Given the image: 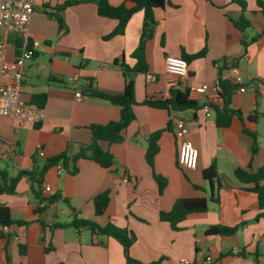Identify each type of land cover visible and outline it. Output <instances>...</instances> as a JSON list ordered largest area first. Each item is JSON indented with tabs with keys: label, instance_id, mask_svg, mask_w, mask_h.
Listing matches in <instances>:
<instances>
[{
	"label": "crops",
	"instance_id": "obj_1",
	"mask_svg": "<svg viewBox=\"0 0 264 264\" xmlns=\"http://www.w3.org/2000/svg\"><path fill=\"white\" fill-rule=\"evenodd\" d=\"M68 1L73 0H36L29 31L42 46L25 64L21 95L30 102L32 95L46 93V116L33 124L0 114V170L10 177L19 171L38 172L49 158L65 151L74 155L81 145L91 142L90 125L120 117V108L109 101L88 95L78 99L75 94L89 82L110 93L124 90L122 62L130 66L136 62L132 53L139 45L143 12L131 17L123 34L109 38L118 21L100 16L97 0H79L68 6L63 12L67 26L63 30L46 14ZM108 1L113 6L125 2ZM243 1L245 10L237 0H167L164 8L156 10L158 23L145 48L148 70L131 75L136 119L124 130L122 142H101L113 153L115 165L108 170L91 159L79 158L76 174L59 163L45 171L40 185L24 175L14 193L0 192V205L10 208L13 220L7 229L0 224V264H127L118 240L98 230L69 225L75 216L99 226L111 221L132 229L136 240L129 254L144 264L160 259V264H181L184 257L191 264H264V209L259 208L257 194L234 175L238 167L255 170L264 165V90L254 81L264 83V12L257 0ZM242 15L250 20L243 30L235 24ZM0 38L6 43L9 61L15 60L27 42L15 32L2 31ZM200 52L188 63L187 79L176 80L165 72L166 56ZM231 61L241 68L247 90L232 93L229 107L241 114H233L229 126H218L215 110L207 115L203 110L206 97L194 91L191 97L200 104L198 110L169 113L143 104L145 99L167 97L171 86L184 89L213 84L218 75L216 63ZM177 120L186 123L198 149L196 169H182L177 163ZM168 122L172 128L162 132L154 160L155 172L168 180L159 194L146 149L151 133ZM247 131L257 134L256 154ZM214 162L216 177L206 179L204 170ZM59 166L64 168L61 173ZM45 183L51 185L48 192ZM106 190L110 202L106 212L97 216L93 198ZM55 194L59 198L50 201ZM212 195L218 201L210 200L207 211L189 215L178 229L160 219V212L171 210L178 198ZM240 223L244 224L233 235L206 232L213 225ZM209 256L210 263L206 261Z\"/></svg>",
	"mask_w": 264,
	"mask_h": 264
},
{
	"label": "trees",
	"instance_id": "obj_2",
	"mask_svg": "<svg viewBox=\"0 0 264 264\" xmlns=\"http://www.w3.org/2000/svg\"><path fill=\"white\" fill-rule=\"evenodd\" d=\"M127 1L133 2L134 5L132 7H127L125 4ZM237 1L241 4L243 10H245L244 1ZM80 2L82 1H68L56 7V12L46 11V14L50 18H55L62 30L66 29L67 26L63 19L64 10L68 6ZM125 2L121 5L113 6L108 0L96 1L97 12L100 16L116 19L118 21L115 30L110 35H108L109 38L115 35L123 34L131 17L137 12H143L144 20L139 45L132 53V57L135 58L136 62L133 66L122 62V66L124 67V71L126 73L124 90L121 93H110L95 88L93 84L89 82L82 91V93L85 95L101 98L109 101L115 106H118L120 108L119 119L110 121L106 124L90 125L89 129L92 136L90 143L81 145L80 150L74 155H70L68 151H65L49 158L42 169L38 172L19 171L16 176L10 177L6 172L0 170V192L14 193L18 180L24 175H29L35 183L40 185L42 183L45 171L54 165H58L59 163H62V165L68 170L70 174H76L78 172L76 161L79 158L91 159L108 170H111L115 165V157L113 153L107 149H104L101 145V142H122L124 139V130L130 125L132 121L136 119V114L134 112V106L137 104L135 80L131 75L139 72H147L148 63L145 55L146 42L152 38L154 28L158 23L156 18V10L159 8H164L167 4V0H125ZM257 3L262 12H264V0H257ZM235 24L239 29L243 30L250 26V20L245 17V15H242L238 20L235 21ZM202 54L203 52L193 55L182 54V58H184L189 63L192 59ZM116 62H118V60H116ZM57 82L62 84L65 83L62 80H57ZM236 88L237 84L229 82L225 83L222 102L220 104L212 105V108L216 112V123L220 127L229 126L232 123L233 114H241L240 111H234L229 107L231 95L233 92H235ZM46 102V93L34 94L30 100L31 104L40 108H43ZM143 104L149 107L166 109L169 113L188 109L198 110L201 107L198 101L191 97V90L189 88L180 89L176 86H171L169 88L167 97L160 99H145ZM171 128V122H168L166 127L151 133L146 149V160L153 169V177L158 184L159 194L163 193L168 180L166 177L155 172L154 160L160 149L158 141L162 132L165 130H170ZM247 132L253 137L252 152L253 154H256L259 150L257 134L255 132ZM181 168L185 169L183 167ZM216 172L217 165L214 162L209 168L204 170V177L206 179L212 180L216 177ZM234 175L241 183L247 185L248 190L257 194L259 208L264 209V165L255 170H253L251 167H238L235 169ZM58 198L59 195L55 194L51 196L49 200L55 201ZM210 200L218 201V198H215L214 195L210 196V198L206 196L178 198L171 210L160 212V219L162 221L169 222L173 229H178L179 224L187 219L189 215L207 211ZM93 202L96 215H103L106 212L110 202V191L106 190L98 193L93 198ZM262 214L264 215V213ZM12 222L13 220L10 208L6 205H0V224L2 226H9ZM243 224L244 223H240L236 226L213 225L210 226L206 232L208 234L233 235ZM69 225L76 228L87 227L91 230H98L107 236L115 238L124 247L127 264H144L135 260L129 254V249L136 240L135 232L129 227H119L111 221L107 222V224L104 226H99L93 220L78 218L77 216L73 218ZM160 262L161 259L160 261H155L148 264H160Z\"/></svg>",
	"mask_w": 264,
	"mask_h": 264
},
{
	"label": "built area",
	"instance_id": "obj_3",
	"mask_svg": "<svg viewBox=\"0 0 264 264\" xmlns=\"http://www.w3.org/2000/svg\"><path fill=\"white\" fill-rule=\"evenodd\" d=\"M36 0H0V33L15 32L20 33L26 38V44L22 47L19 55L13 61L5 57L6 43L0 38V114L19 120L21 123H41L45 119L43 108L31 104L21 95L22 82L25 76V64L33 59L42 42L30 37L29 26L35 12ZM264 39V37H263ZM218 75L213 84L202 83L198 86H188L191 91L204 95L207 102L203 105V110L207 115L212 111L213 104H220L223 100L224 84H237L235 91L245 92V76L241 68L233 61L224 64L216 63ZM165 72L176 80H185L189 75L188 62L180 57L168 55L165 58ZM78 78H75V81ZM256 81L259 90H264V83ZM76 97L81 99L86 95L81 91H76ZM176 135L180 139L178 150V163L181 167L192 170L198 167L199 152L189 138V130L182 120L175 122ZM0 143H1V124H0ZM59 173L64 171L59 166ZM44 190H51L50 183H45ZM8 228V226H4ZM238 253V249H234ZM212 258H206L211 262ZM181 264H191L188 258H181Z\"/></svg>",
	"mask_w": 264,
	"mask_h": 264
},
{
	"label": "rangeland",
	"instance_id": "obj_4",
	"mask_svg": "<svg viewBox=\"0 0 264 264\" xmlns=\"http://www.w3.org/2000/svg\"><path fill=\"white\" fill-rule=\"evenodd\" d=\"M49 11H51V12H56V9H54V8H50Z\"/></svg>",
	"mask_w": 264,
	"mask_h": 264
}]
</instances>
